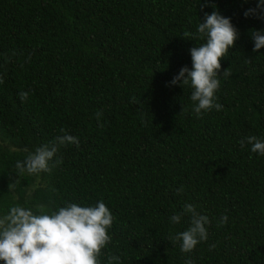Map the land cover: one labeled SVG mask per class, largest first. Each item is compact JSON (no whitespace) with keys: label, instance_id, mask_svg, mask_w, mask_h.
<instances>
[{"label":"trees","instance_id":"trees-1","mask_svg":"<svg viewBox=\"0 0 264 264\" xmlns=\"http://www.w3.org/2000/svg\"><path fill=\"white\" fill-rule=\"evenodd\" d=\"M250 7L255 0H0V216L16 203L36 213L103 200L115 219L101 264L109 252L121 264H264V156L240 145L264 139V48L253 52L249 35L264 20L245 18ZM214 10L239 38L221 59L231 73L218 77L222 110L197 118L191 89L170 82L191 69L189 49L201 41L189 34ZM61 128L79 147H61V164L10 191L16 161ZM185 203L211 221L188 254L169 240L188 227L187 216L170 222Z\"/></svg>","mask_w":264,"mask_h":264},{"label":"clouds","instance_id":"clouds-1","mask_svg":"<svg viewBox=\"0 0 264 264\" xmlns=\"http://www.w3.org/2000/svg\"><path fill=\"white\" fill-rule=\"evenodd\" d=\"M248 3L249 0H243ZM215 8V6L213 5ZM245 18L254 17L264 20V0H255V7L244 11ZM193 40L201 41L198 46L189 49L192 67L183 66L170 84L185 86L191 89V111L200 118L202 112L215 109L222 110L217 102L216 92L220 88L219 76L228 78V69L221 72V59L228 56L229 51L239 38L238 29L232 24L231 18L220 14L218 10L205 13L203 21L197 25L196 31L189 34ZM254 47L253 52L264 48V30L251 29L249 32ZM4 80L0 77V84ZM22 102L29 98V91L18 92ZM186 111V109H182ZM102 112L96 113L99 122ZM103 127V124H100ZM62 135L55 136L51 141L27 152L23 160L15 164L16 179L9 184V190L15 188L19 177L50 173L63 162L53 158L61 147L75 145L79 147L78 137L70 135L61 128ZM251 146V152L264 156V139L247 136L240 140L243 148ZM52 162V163H50ZM184 191L183 186L176 190L177 194ZM188 217V227L171 235L172 243L179 242L181 253H191L195 247L208 239L207 226L211 223L207 215L196 211L191 203H185L180 212L170 217L173 225H178ZM109 208L99 201L93 206H80L77 203L65 202L55 210L40 207L36 213L30 207L19 203L10 204L6 214L0 216V261L4 264H101L100 257L104 249L112 243L109 234L114 221ZM228 216L222 215L217 223L221 227L227 223ZM215 248L216 245H211ZM107 264H121V257L109 252ZM185 264H195L189 256Z\"/></svg>","mask_w":264,"mask_h":264}]
</instances>
